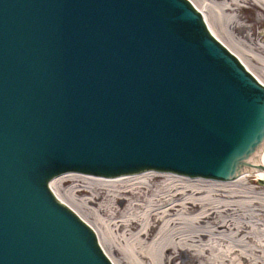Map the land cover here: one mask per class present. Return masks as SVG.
<instances>
[{
    "label": "water",
    "instance_id": "obj_1",
    "mask_svg": "<svg viewBox=\"0 0 264 264\" xmlns=\"http://www.w3.org/2000/svg\"><path fill=\"white\" fill-rule=\"evenodd\" d=\"M263 147L264 85L190 0H0V264H112L58 175L232 180Z\"/></svg>",
    "mask_w": 264,
    "mask_h": 264
},
{
    "label": "bare ground",
    "instance_id": "obj_2",
    "mask_svg": "<svg viewBox=\"0 0 264 264\" xmlns=\"http://www.w3.org/2000/svg\"><path fill=\"white\" fill-rule=\"evenodd\" d=\"M190 1L264 85V34L250 32L263 22L264 0ZM242 8L253 20L244 22ZM258 161L264 166V147ZM49 186L93 229L112 264H264V170L232 180L153 169L113 177L68 172Z\"/></svg>",
    "mask_w": 264,
    "mask_h": 264
},
{
    "label": "rangeland",
    "instance_id": "obj_3",
    "mask_svg": "<svg viewBox=\"0 0 264 264\" xmlns=\"http://www.w3.org/2000/svg\"><path fill=\"white\" fill-rule=\"evenodd\" d=\"M243 16V20H244V22H246L247 20H248V18H250L251 20H253V15H252V11H250V10H248V9H246V8H242L241 9V11H240V16ZM247 17V18H246ZM252 24L254 23V21L253 22H251ZM249 24H250V22H249ZM252 28V30L250 31V32H255V35H256V37L257 38H259V37H261L262 35H261V31L263 30L264 31V18H263V22H262V24H254V26H252L251 27ZM84 216H86V214L85 213H82ZM87 217V216H86ZM88 220H90L89 218H88ZM91 221V220H90Z\"/></svg>",
    "mask_w": 264,
    "mask_h": 264
}]
</instances>
